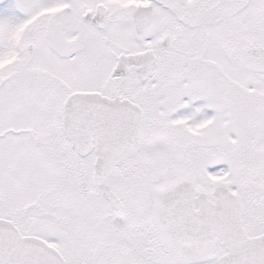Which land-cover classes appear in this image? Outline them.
Instances as JSON below:
<instances>
[{
    "label": "snow or ice",
    "instance_id": "1",
    "mask_svg": "<svg viewBox=\"0 0 264 264\" xmlns=\"http://www.w3.org/2000/svg\"><path fill=\"white\" fill-rule=\"evenodd\" d=\"M0 264H264V0H0Z\"/></svg>",
    "mask_w": 264,
    "mask_h": 264
}]
</instances>
